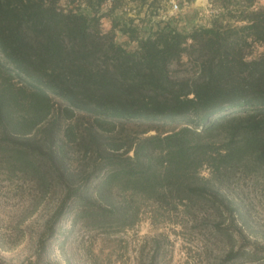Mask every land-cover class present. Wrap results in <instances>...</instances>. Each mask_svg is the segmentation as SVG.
I'll use <instances>...</instances> for the list:
<instances>
[{"label": "trees", "instance_id": "obj_1", "mask_svg": "<svg viewBox=\"0 0 264 264\" xmlns=\"http://www.w3.org/2000/svg\"><path fill=\"white\" fill-rule=\"evenodd\" d=\"M132 1L0 0V181L48 209L35 264L145 210L212 213L222 263L253 261L222 224H246L235 184L264 192V3Z\"/></svg>", "mask_w": 264, "mask_h": 264}, {"label": "rangeland", "instance_id": "obj_2", "mask_svg": "<svg viewBox=\"0 0 264 264\" xmlns=\"http://www.w3.org/2000/svg\"><path fill=\"white\" fill-rule=\"evenodd\" d=\"M264 3V0H261ZM177 1L166 8L169 14L179 11ZM128 8L134 13L135 3L128 0ZM211 0H195L187 3L184 12H197L210 19ZM108 28L109 24L106 23ZM245 184V183H244ZM233 194L246 212L244 229L247 240L236 233L227 215L222 224L233 237L236 250L256 252L257 258L249 261L241 257L236 264H264V192L253 191L245 185L235 184ZM30 193L16 184L0 181V264H35L36 245L41 227L48 216V209L41 205L30 207ZM171 218L172 223L169 219ZM178 222L179 224H176ZM170 224V225H169ZM216 221L212 213L200 212L190 217L183 214L161 212L153 214L145 210L141 221L129 231L99 233L75 229L66 242V257L56 251L44 264H223L224 252L230 246L226 238L216 235ZM216 236H219L217 238ZM75 250V253H73ZM74 254V255H73ZM43 264V263H41Z\"/></svg>", "mask_w": 264, "mask_h": 264}, {"label": "built area", "instance_id": "obj_3", "mask_svg": "<svg viewBox=\"0 0 264 264\" xmlns=\"http://www.w3.org/2000/svg\"><path fill=\"white\" fill-rule=\"evenodd\" d=\"M177 8V6H175Z\"/></svg>", "mask_w": 264, "mask_h": 264}]
</instances>
